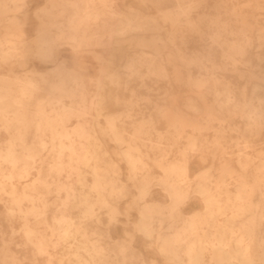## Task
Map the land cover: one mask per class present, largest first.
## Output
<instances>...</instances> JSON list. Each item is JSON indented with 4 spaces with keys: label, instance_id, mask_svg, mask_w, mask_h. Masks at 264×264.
Listing matches in <instances>:
<instances>
[{
    "label": "clouds",
    "instance_id": "9594fccd",
    "mask_svg": "<svg viewBox=\"0 0 264 264\" xmlns=\"http://www.w3.org/2000/svg\"><path fill=\"white\" fill-rule=\"evenodd\" d=\"M51 2L66 17L60 38L81 65L88 56L101 59L95 50L105 36H129L155 23V17L120 12L118 0ZM14 3L0 0V70L10 65V74L0 76V264H264V233L255 248L264 229V97L245 89L238 98L229 83L213 76L215 108L192 123L172 118L165 133L151 118L135 120L143 99L133 97L125 101L126 111L109 114L106 101L123 77L103 67L86 77L73 68L49 83L29 70L24 33L8 19L19 11ZM244 7L264 13V0H248ZM193 10L190 5L183 15ZM109 18L121 23L105 33ZM261 33L264 39V28ZM238 35L229 44L234 64L251 43L247 32ZM148 59L133 61L127 79L146 66L151 70ZM197 158L211 163L190 177ZM154 183L172 194V203L141 211L132 223L131 213ZM190 194L202 208L185 215L181 208ZM122 201H128L123 213ZM121 215L159 261L136 255L132 233L128 240L111 239L107 228Z\"/></svg>",
    "mask_w": 264,
    "mask_h": 264
},
{
    "label": "rangeland",
    "instance_id": "374dc122",
    "mask_svg": "<svg viewBox=\"0 0 264 264\" xmlns=\"http://www.w3.org/2000/svg\"><path fill=\"white\" fill-rule=\"evenodd\" d=\"M26 3L20 5L21 8L19 11H15L10 14L8 19L17 18L19 24L24 25V46H28L30 43L29 38L33 37L36 33V28L41 22L42 15L39 14V10L45 5L49 4L50 0H25ZM122 0H119L121 3ZM129 3L133 2V0H128ZM248 3V0H226V4L229 7H236L243 15H245L248 20L256 26H261L264 28V13L256 12L254 8L244 7L245 4ZM171 5V4H170ZM173 3L171 7H173ZM226 7V6H225ZM38 11V13H36ZM232 9L230 10L231 13ZM148 13L155 17V22L160 24L162 27L156 30H151L149 32H154L153 39L152 35L149 34L146 36L149 42H143V38H135L130 41L127 36L125 37H117L113 43L111 44L110 51L117 56L121 54L122 60L109 61L107 60V56H109V52L105 50V47L97 48L95 51L100 56V60H97L94 56H88L85 58V61L82 65H73L74 63V53L67 44L62 45L60 50H62L63 59L66 60L68 66L76 68L78 71H81L83 75L86 77H96L103 67L110 72L117 73L123 77L121 82V86L119 88H113L111 90V95L106 101V104L110 106L107 112H111L113 114H119L127 110V106L125 101L129 99H143V102L140 106L135 109L133 115L136 121H139L144 118H153V122L155 125V130L160 133H165L168 131L169 123L172 118H176L178 120H183L187 123L195 122L199 116L208 112L207 106L200 99L201 95L195 92V86H190L188 84L189 80L185 76V68L183 67V61L176 62H167L165 63L164 71L160 70V67L157 65L150 64L151 67L156 68L153 71H150L146 66L142 71V76H134L131 80L127 79L128 67L127 62L124 60V57L127 53L133 54L136 50H144L145 55L151 56L156 52L158 47H164V43L168 44L170 42V32L176 34L177 46L182 49L183 53V42L181 41V37H183V32H178L175 28H172V23L174 20H165L163 16L160 14L163 12H159L155 9V6L151 8ZM228 14V13H227ZM234 16V15H233ZM28 30H27V28ZM261 28V29H262ZM256 29V28H255ZM251 32L254 34V44L251 48H249L248 53L245 55L244 62L238 63V65L242 66L246 71L249 70L251 65H253V70L256 72L257 76H250V72L242 79L239 77L238 72L233 70L231 63H225L223 60V56L220 54L216 57V65L224 66L228 64V70L226 71L229 75V78L234 80L237 87V92L239 94V90L243 87H246L249 91L251 89L252 82L254 80H263L264 77V40L258 39V36L261 32ZM187 36H190V32H185ZM3 34V28H0V35ZM182 34V36L180 35ZM28 39H26V38ZM191 38V36H190ZM193 44L197 45V42H191L190 47H193ZM134 46V47H130ZM258 54L261 55V58L258 57ZM65 55V56H64ZM36 64L39 69L50 72L51 69L48 68L49 65L44 66L43 63L38 61L37 59L32 58L29 66H33ZM147 64V63H146ZM209 67H212L214 64L212 61L206 62ZM192 71L194 73V77L201 76L203 73V69H200L199 66L192 64ZM5 68V69H4ZM0 72L8 73L9 65H6ZM223 70V69H220ZM16 71H19L17 68ZM206 76V75H205ZM126 85V86H125ZM193 96L199 103V111H194L189 109L186 106V100L188 97ZM207 97L212 98L213 95L211 93L206 94ZM151 101V102H148ZM163 110V111H161ZM164 112H167L168 115L165 116ZM133 123V121H129L128 125ZM128 131H132L131 127H128ZM208 163H203L199 158L192 162V173L196 170L204 167ZM124 167V165H122ZM154 175H161L158 169H154ZM126 179V176L124 177ZM91 181V178H89ZM135 190H133V195H135ZM191 195V194H190ZM156 197H159L161 202L166 203L168 201V195L165 192H162L161 188L157 184H153L152 195H147L139 208L134 210L131 213L132 223L139 222L140 219V210L143 205L147 201H152ZM130 199V198H129ZM194 202V204H193ZM128 201H122L120 203V210L123 213L125 211V206ZM3 206H0L2 209ZM196 208H202V204L199 198H196L191 195V197L185 202L182 207V212L185 215H189ZM104 223L108 224V219L105 217ZM18 226V225H17ZM4 230L8 232V225L5 223ZM107 231L113 241H123L131 239L127 233H132L134 239L132 240V246L136 250V255L138 257L142 256L144 260L151 261L156 259L160 260V257L155 255L154 252L146 250L145 248V239L143 235L135 233L134 229L129 224L127 218L121 215L118 218V222L112 223L107 228ZM261 233H264V229L260 230ZM7 238V237H6ZM13 251L20 252L23 255L22 250L16 249L13 245Z\"/></svg>",
    "mask_w": 264,
    "mask_h": 264
},
{
    "label": "bare ground",
    "instance_id": "6f19581e",
    "mask_svg": "<svg viewBox=\"0 0 264 264\" xmlns=\"http://www.w3.org/2000/svg\"><path fill=\"white\" fill-rule=\"evenodd\" d=\"M22 2L25 4V0H15V3L12 5L14 9L21 8ZM172 3L174 4L171 7ZM171 4V5H170ZM192 5L194 10L191 12L190 17H185L183 12ZM155 6V9L159 12L163 13H171L173 19L178 22L172 23V28H175L178 32H183V37H181V41L183 42V53L182 49L177 46L176 34L170 32V42L168 44L164 43V47H158L156 52L151 56L145 55L144 50H136L133 54L127 53L124 57V60L128 63L127 67L133 63L136 59L144 56L150 57L152 59H148L146 61L147 64H155L160 67L162 72L165 68V63L167 62H176L183 61V67L185 68V76L188 78V84L190 86H195V92L201 95L200 99L207 106V110H212L215 108V89L213 84L210 82L213 76L221 79L225 83H229L233 90L235 91L238 98L244 93L245 89L249 96H252L253 91L256 90L255 95L257 97H264V77L263 80H254L251 85V89L248 91L246 87H243L239 90V94L237 92V87L235 81L229 78L227 74L228 64L224 66L216 65V57L218 54L223 56L225 63H231L233 70L238 72L240 78H244L248 72H250V76H257L256 72L253 70V65L246 71L242 66L238 64H234L232 60L228 57L230 55L229 52V44L233 40L241 39L238 34L241 30L248 33L251 43L246 49V54L254 44V34L251 32H261V26L257 27V24H254L248 20V18L243 15L236 7L226 4V0H133V2L129 3L128 0H122L121 3L118 0L117 8L120 12L124 13L127 16H135L137 14H143L145 16H151L148 11ZM226 6V7H225ZM53 4L50 0L49 4H45L40 10L39 14L42 15L41 22L36 28V33L33 37L29 38L30 43L28 46H24L25 51V61L27 67L32 58L37 59L44 66H48L51 69L50 72H45L34 64L33 66H29V70H33L37 73L43 74L49 81V83H54L59 80L61 74L64 73L68 69H73L74 67L68 66L66 60L63 59L62 50H60L62 45H66L64 40H62L61 32L62 26L65 24L66 17L60 16L57 11H53ZM232 9L231 13L230 10ZM15 12V11H14ZM38 13V11L36 12ZM228 13V14H227ZM234 15V16H233ZM13 19V18H11ZM16 21L17 18H14ZM156 19V18H155ZM19 23V22H18ZM121 21L119 19L109 18L106 21V24L103 27V32L107 33L111 31L113 28L119 27ZM23 33L25 34L24 25L19 24ZM162 26L158 23H150L147 28L143 31H138L130 34L127 38L132 41L135 38H143V42H149L146 38L147 35L151 34L153 39L154 32H149L151 30H156L161 28ZM27 28V27H26ZM256 28V29H255ZM28 30V28H27ZM185 32H190V36H187ZM237 34V35H233ZM182 36V34H180ZM119 36L113 37L111 40L105 36L104 45L105 50L109 52V56H107V60L109 61H118L122 60L121 54L118 56L110 51L111 44L113 41ZM26 38V37H25ZM28 39V38H26ZM258 39H262V33L259 34ZM25 40V39H24ZM191 42H197L193 44L191 48L189 44ZM134 47V46H130ZM245 54V55H246ZM75 55V54H74ZM241 59V62H244V58ZM65 56V55H64ZM258 57L261 58V55L258 54ZM237 59H240L237 57ZM73 65H81L78 58L74 56ZM212 61L213 66L209 67L206 62ZM192 64H195L200 67L201 72L203 73L201 76L194 77V73L192 71ZM6 65L3 66V68ZM2 68V69H3ZM5 69V68H4ZM10 69V65H9ZM156 68L151 67L150 71H153ZM223 69V70H220ZM7 72V71H6ZM0 72V76H7L10 74ZM206 75V76H205ZM140 76H142L140 74ZM205 81H209L206 87L201 88L200 85ZM211 93L213 95L212 98L206 96V94ZM186 106L189 109H200L199 103L193 96H190L186 100ZM106 110H109L110 106L108 104L105 105ZM195 111V110H194ZM109 114H113L109 112ZM148 119V118H144ZM153 120V118H151ZM202 162V161H201ZM204 162H202L203 164ZM211 161H209V164ZM209 164L201 167L192 173V164L189 167V176H195L199 173L203 168L208 167ZM217 166H219L217 164ZM233 166L238 168V165L233 161ZM162 175V174H161ZM158 185V184H157ZM162 192H165L161 186H159ZM153 185L149 189L147 195H152ZM166 193V192H165ZM168 195V201L166 203L161 202L160 200H150L147 201L140 210L145 214L153 211H160L165 209L168 205L172 203V194L166 193ZM146 195V196H147ZM145 196V197H146ZM191 195L189 196V198ZM188 198V199H189ZM187 199V200H188ZM186 200V201H187ZM185 201V202H186ZM194 204V202H193ZM201 208H196L191 213L199 210ZM182 211V208H181ZM189 213V214H191ZM141 219V216H140ZM139 219V221H140ZM260 236L261 232L258 231L257 241L255 248L257 251L259 250L260 245Z\"/></svg>",
    "mask_w": 264,
    "mask_h": 264
},
{
    "label": "crops",
    "instance_id": "0c3cea01",
    "mask_svg": "<svg viewBox=\"0 0 264 264\" xmlns=\"http://www.w3.org/2000/svg\"><path fill=\"white\" fill-rule=\"evenodd\" d=\"M160 198L159 197H156L154 200H159Z\"/></svg>",
    "mask_w": 264,
    "mask_h": 264
}]
</instances>
